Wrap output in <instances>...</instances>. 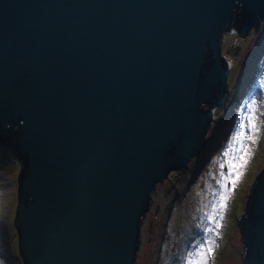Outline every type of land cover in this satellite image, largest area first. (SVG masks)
Here are the masks:
<instances>
[{"label": "water", "instance_id": "1", "mask_svg": "<svg viewBox=\"0 0 264 264\" xmlns=\"http://www.w3.org/2000/svg\"><path fill=\"white\" fill-rule=\"evenodd\" d=\"M264 0H0V142L22 264H135L151 192L228 94L224 31ZM236 224L264 264V167Z\"/></svg>", "mask_w": 264, "mask_h": 264}, {"label": "rangeland", "instance_id": "2", "mask_svg": "<svg viewBox=\"0 0 264 264\" xmlns=\"http://www.w3.org/2000/svg\"><path fill=\"white\" fill-rule=\"evenodd\" d=\"M221 53L230 60L228 99L214 111L206 132V142L187 169L173 171L151 192L152 203L142 221L141 238L135 264H187L205 242L214 240L208 264H243L244 246L236 224L243 212L250 186L264 167V18L258 31L240 38L236 32L224 34ZM250 107L255 109L259 129L251 147L247 168L220 219L213 213L222 191L225 152L238 127L248 128ZM18 162L0 142V264H22L16 248L17 235L12 225L16 205ZM231 187V185H229ZM214 216V219H210ZM216 222L220 227L215 228ZM214 229V231H206Z\"/></svg>", "mask_w": 264, "mask_h": 264}, {"label": "snow or ice", "instance_id": "3", "mask_svg": "<svg viewBox=\"0 0 264 264\" xmlns=\"http://www.w3.org/2000/svg\"><path fill=\"white\" fill-rule=\"evenodd\" d=\"M250 115L248 117V128L247 131L243 127H238L236 132L233 134L232 139L228 144V150L225 152V157L227 158L225 163L220 165L221 169L227 166L228 172L221 174V180L218 183L221 184L222 191L219 194V199L216 204L213 205V213L216 216H219L220 219L223 218L222 210L227 207V201L230 194L234 191L239 181L242 178L243 170L247 168L248 162L250 160L251 147L245 141H250L251 143H256L257 137L254 135L259 131L256 124L255 109L250 107ZM231 185V187H229ZM214 216H211L210 219H214ZM219 222H216L215 228H219ZM206 231H214V229H207ZM214 244V240H209L205 242V245L196 253L199 256V259L192 260L191 257L193 253H188L187 264H208L206 259L207 254L213 252L211 245Z\"/></svg>", "mask_w": 264, "mask_h": 264}, {"label": "flooded vegetation", "instance_id": "4", "mask_svg": "<svg viewBox=\"0 0 264 264\" xmlns=\"http://www.w3.org/2000/svg\"><path fill=\"white\" fill-rule=\"evenodd\" d=\"M236 32L237 34H238V36L240 37V38H245V37H247V35L249 34V32H248V34H246V35H242V34H239V32H238V30H237V28H235V26H230V28L228 29V30H225L224 32V34H226V33H229V32ZM255 31V30H254ZM226 60V59H225ZM226 63H227V70H228V75H227V78L229 77V72H230V70L232 69L231 67H232V64H230V60H226ZM229 94V93H228ZM228 94H227V97H226V100L228 99ZM214 109H216V107H213V108H211V111H213ZM198 155H199V153H198ZM197 155V156H198Z\"/></svg>", "mask_w": 264, "mask_h": 264}, {"label": "clouds", "instance_id": "5", "mask_svg": "<svg viewBox=\"0 0 264 264\" xmlns=\"http://www.w3.org/2000/svg\"><path fill=\"white\" fill-rule=\"evenodd\" d=\"M228 82V81H227ZM228 93H229V91H228ZM229 95V94H228ZM226 102V101H225ZM216 109H218V108H216ZM216 109H214V111L216 110ZM213 116H214V112H213ZM215 118V117H214ZM190 163V162H189Z\"/></svg>", "mask_w": 264, "mask_h": 264}, {"label": "bare ground", "instance_id": "6", "mask_svg": "<svg viewBox=\"0 0 264 264\" xmlns=\"http://www.w3.org/2000/svg\"><path fill=\"white\" fill-rule=\"evenodd\" d=\"M213 112H214V110H213Z\"/></svg>", "mask_w": 264, "mask_h": 264}, {"label": "built area", "instance_id": "7", "mask_svg": "<svg viewBox=\"0 0 264 264\" xmlns=\"http://www.w3.org/2000/svg\"><path fill=\"white\" fill-rule=\"evenodd\" d=\"M225 58V57H224Z\"/></svg>", "mask_w": 264, "mask_h": 264}]
</instances>
